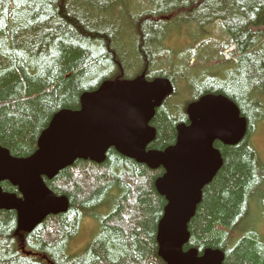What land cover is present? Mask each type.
<instances>
[{
    "label": "trees",
    "instance_id": "trees-1",
    "mask_svg": "<svg viewBox=\"0 0 264 264\" xmlns=\"http://www.w3.org/2000/svg\"><path fill=\"white\" fill-rule=\"evenodd\" d=\"M179 22L184 32L193 30L191 45L199 46L179 54L177 67L169 61V43ZM215 23L227 41L203 54ZM231 45L232 59L224 61ZM212 59L209 68L197 66ZM140 75L166 78L174 89L155 110L150 126L156 136L147 150L172 146L177 126L189 124L188 105L205 95L228 98L246 119L238 144L214 145L222 167L202 191L184 251L201 256L215 249L223 253V264H264V235L234 236L243 231L252 203L264 224V161L250 143L264 118L250 97L256 87L264 95V0H0V146L11 156L30 157L52 117L78 110L82 96L103 82ZM163 174L114 149L100 164L75 161L44 179L51 192L68 199L66 213L48 216L25 233L18 231L14 212L0 211V264H164L156 236L166 201L155 188ZM0 188L18 195L8 182ZM85 219L96 227L85 251L73 255L70 247Z\"/></svg>",
    "mask_w": 264,
    "mask_h": 264
},
{
    "label": "water",
    "instance_id": "water-1",
    "mask_svg": "<svg viewBox=\"0 0 264 264\" xmlns=\"http://www.w3.org/2000/svg\"><path fill=\"white\" fill-rule=\"evenodd\" d=\"M171 93L172 86L165 79L147 82L141 76L104 82L82 96L78 110H62L52 117L30 157H13L0 146V184L8 182L18 192L0 188V211L15 212L18 231L32 232L48 216L69 208L68 199L51 192L44 179H54L78 160L100 164L107 151L114 149L151 170H164L155 181L166 201L156 236L164 264H223L220 250L207 249L200 256L195 249L184 251V246L202 191L222 167L215 142L238 144L246 135L247 122L232 101L207 95L189 106V124L176 128L174 145L164 151H147L156 135L149 123Z\"/></svg>",
    "mask_w": 264,
    "mask_h": 264
},
{
    "label": "rangeland",
    "instance_id": "rangeland-1",
    "mask_svg": "<svg viewBox=\"0 0 264 264\" xmlns=\"http://www.w3.org/2000/svg\"><path fill=\"white\" fill-rule=\"evenodd\" d=\"M124 1H126V0H124ZM130 11L134 12L135 9L130 7ZM176 26H180L178 28L179 30H176V32L174 33V38H172L173 41H172V43H169L170 44L169 46H170V48H172L174 53L180 52V54L181 55L184 54L182 56L185 57V56L189 55V48L190 47L199 46V45L198 44L191 45L192 38H194V32L191 28H190V34H189V33L184 32V30H182L183 25L181 22H179ZM220 27L221 26L218 23H215L214 25L211 26V29H213V30H210L209 35H207V37H206L210 43H205L200 52H202L204 54L206 50L218 48V46H220V44H221V41H222V45H223V43H225V41H227V37L222 33ZM179 32L181 34L182 33L183 34L177 38L176 33L178 34ZM200 32H201V30L195 31V34L199 35ZM188 35H189V38L186 37ZM178 40H180V41H178ZM165 42H166V40H165ZM164 44H166V43H164ZM155 46L158 47V45H153V47H151V49H154ZM193 49H196V48H193ZM129 51H130V57L132 58L133 54H134L133 48L130 47ZM179 56L180 55L174 54L173 57L172 56L170 57L169 61H173L177 67H180V63L177 60V58ZM215 56H216V52H215ZM137 59H138V55H137ZM139 63H140L139 59H138V61L137 60L135 61L136 65H139ZM191 63H192V61L189 62V65ZM195 63L196 62L194 61L193 65H195ZM210 63L214 64V60L213 59L210 60L209 63L201 62L197 66H201V67H199L201 69H206V68H209L208 64H210ZM186 69H188V68L185 67V69H183V70H186ZM179 87H180V85H179ZM256 92H257V87L251 93L250 97H252L253 101L257 102V104L259 105V107L261 109L260 114L264 117V95H262L259 92L258 93H256ZM190 99H191L190 97H185L186 101H189ZM255 125H256V127L253 130V133L250 137V143H251V146L253 147V149L258 154V157L260 158L261 163L263 164L262 161H264V118H262L260 121H258V123H256ZM251 208H252V212H251L250 216L242 224L243 226L241 229L243 231L234 233L235 241H237V239H239L244 234V232L254 233V231H255L259 234L264 235V224L258 219L259 218V216H258L259 215L258 214L259 208L257 206V203H255L254 205L252 203ZM95 227H96V224L91 222V220L85 219L84 224L82 225L81 233L73 241L72 246L70 247V252L73 255H80L85 251V249H86L85 246H87V244L89 243V241H90L89 237L91 236V234L94 233Z\"/></svg>",
    "mask_w": 264,
    "mask_h": 264
},
{
    "label": "bare ground",
    "instance_id": "bare-ground-1",
    "mask_svg": "<svg viewBox=\"0 0 264 264\" xmlns=\"http://www.w3.org/2000/svg\"><path fill=\"white\" fill-rule=\"evenodd\" d=\"M145 35V34H144Z\"/></svg>",
    "mask_w": 264,
    "mask_h": 264
}]
</instances>
